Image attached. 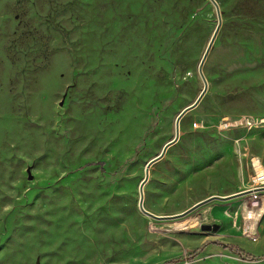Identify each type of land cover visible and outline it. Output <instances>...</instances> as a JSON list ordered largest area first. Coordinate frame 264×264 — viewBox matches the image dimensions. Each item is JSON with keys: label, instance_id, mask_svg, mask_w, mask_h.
I'll return each mask as SVG.
<instances>
[{"label": "rangeland", "instance_id": "1", "mask_svg": "<svg viewBox=\"0 0 264 264\" xmlns=\"http://www.w3.org/2000/svg\"><path fill=\"white\" fill-rule=\"evenodd\" d=\"M215 1L153 219L214 6L0 0V264H264V0Z\"/></svg>", "mask_w": 264, "mask_h": 264}, {"label": "water", "instance_id": "2", "mask_svg": "<svg viewBox=\"0 0 264 264\" xmlns=\"http://www.w3.org/2000/svg\"><path fill=\"white\" fill-rule=\"evenodd\" d=\"M209 1L211 2V4L214 6V8H215V10H216V15H217V26H216V28H215V30H214L213 35L211 36V39H210L209 43L207 44V47H206V49H205V51H204V53H203V56H202V58H201V60H200L199 65H198V74H199L200 79H201V81H202V83H203V89H202L201 93L199 94V96L196 98V100H195L190 106L186 107L185 109H183V110L178 114V116H177L176 119H175V123H174V131H175V136H174V138H173L171 141H169L168 143H166V144L163 146V148H162V150H161V152H160V154H159L158 156H156L155 158H153L152 160H150V161L146 164V166H145V170H144V178H143V180H142V181L140 182V184H139V188H138V194H139V199H138V209H139V211H140L142 214H144V215L147 216V217L153 218V219L156 218V217H155L154 215L150 214L149 212H147V211L144 209V207H143V201H144L143 188H144L145 184L148 182L150 167H151L154 163H156V162H158L159 160H161V159L164 157V155H165L167 149H168L169 147H171L172 145H174V144L178 141V139H179V135H180V132H179V123H180V120L183 118V116H184L187 112L193 110L194 108H196V107L198 106V104L200 103V101L202 100V98L204 97V95H205L206 92H207V88H208V86H207V81H206V79H205V77H204V75H203L202 68H203V65H204V63H205V60H206V58H207V56H208V54H209V52H210V50H211V48H212V45H213V43H214V41H215V39H216V37H217V35H218V32H219V30H220V27H221V17H220L219 7H218V5H217V3H216L215 0H209ZM196 207H198V205L195 206L194 208H192L190 211H192V210L195 209ZM190 211H187V212L184 213L183 215L188 214ZM200 230H201V231H204V232H210V231L216 232V231L218 230V226H217V225H202L201 228H200Z\"/></svg>", "mask_w": 264, "mask_h": 264}, {"label": "built area", "instance_id": "3", "mask_svg": "<svg viewBox=\"0 0 264 264\" xmlns=\"http://www.w3.org/2000/svg\"><path fill=\"white\" fill-rule=\"evenodd\" d=\"M238 124H240L242 126H246V127H255L256 126L255 123H253V121L247 120V121H239V122L226 121V122H224V127L226 129H228L229 127L237 126ZM252 168L255 172V177L253 179L254 188H256L255 190L263 189L264 188V169L262 171L260 169V165L258 163L254 164L253 162H252ZM254 197H256L255 193L253 194V199L256 200L257 197L256 198H254ZM248 237H249V240L251 242H256L258 239L257 235H254V234H249Z\"/></svg>", "mask_w": 264, "mask_h": 264}, {"label": "trees", "instance_id": "4", "mask_svg": "<svg viewBox=\"0 0 264 264\" xmlns=\"http://www.w3.org/2000/svg\"><path fill=\"white\" fill-rule=\"evenodd\" d=\"M94 165H97V166H100V168L103 167L104 163L103 162H98V163H89V164H85L83 167H81L80 169L82 168H85V167H90V166H94ZM230 249L232 250H236L237 252V255H240V256H244L245 258H248V260L252 261V262H255V261H258V260H262L264 259V256L262 257H253L251 255H244V253L242 251H240L237 247H229ZM231 250V251H232Z\"/></svg>", "mask_w": 264, "mask_h": 264}, {"label": "bare ground", "instance_id": "5", "mask_svg": "<svg viewBox=\"0 0 264 264\" xmlns=\"http://www.w3.org/2000/svg\"><path fill=\"white\" fill-rule=\"evenodd\" d=\"M254 163V162H253ZM255 164V163H254ZM260 165V164H259ZM260 169L263 171V168H261L260 166ZM145 189V188H144ZM144 191V190H143ZM256 198V197H254ZM263 198L259 199V200H256L255 202H259V201H262ZM143 207H144V203H143ZM262 210V209H261ZM251 234H254V235H258V234H255V233H251Z\"/></svg>", "mask_w": 264, "mask_h": 264}]
</instances>
